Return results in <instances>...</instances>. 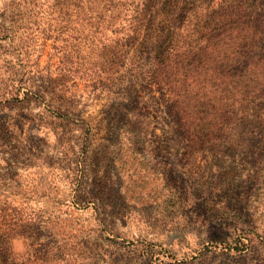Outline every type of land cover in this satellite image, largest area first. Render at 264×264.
Segmentation results:
<instances>
[{"label": "rangeland", "instance_id": "374dc122", "mask_svg": "<svg viewBox=\"0 0 264 264\" xmlns=\"http://www.w3.org/2000/svg\"><path fill=\"white\" fill-rule=\"evenodd\" d=\"M144 2L0 0V204L24 207L21 213L38 226L49 217L60 231L80 227L84 236L94 223L91 206L102 219L110 217V207L124 212L119 244L105 254L115 263L129 254L127 244L147 240L177 263L264 264V148L147 142V119L138 123L145 138L135 144L128 139L131 121L147 107L124 87L128 73L104 72L100 55L138 28ZM94 15L101 16L99 26L89 29L85 17ZM33 81L57 86L54 92L64 88L67 104L83 121L62 122L50 95L21 100ZM139 94L145 96L142 85ZM46 188L94 198L87 207H60L65 221L55 223L54 205L39 195ZM222 201L234 217L226 213L227 220L218 221L238 218L241 225L228 234L207 225L210 206ZM11 243L15 263L32 259L22 236ZM242 243L248 247L234 249Z\"/></svg>", "mask_w": 264, "mask_h": 264}, {"label": "trees", "instance_id": "16d2710c", "mask_svg": "<svg viewBox=\"0 0 264 264\" xmlns=\"http://www.w3.org/2000/svg\"><path fill=\"white\" fill-rule=\"evenodd\" d=\"M144 3L140 13V19H144L138 28L132 29L124 43L113 42L100 55L104 72L128 73L124 87L136 94V103L147 107V114L132 115L134 129L128 134L130 142L135 144L145 138L138 123L147 119V142L186 147L224 144L264 148V0H145ZM99 17H85L89 29L99 26ZM109 26L113 28L114 23L109 21ZM140 85L145 91L142 97ZM55 87L33 81L29 88L34 95L22 92L21 100L27 102L33 97L50 95L49 104L62 122L68 124L74 118L83 121L81 113H75L76 109L67 104L66 90L58 87L54 92ZM39 195L57 206L49 209L55 212V223L65 221L60 220L64 212L60 207H87L94 198L76 193L69 198L70 193L52 194L48 188ZM118 196L120 199L121 195ZM91 208L95 218L88 234L81 235L80 227L69 225L63 229L69 234L66 235L60 231L61 227L51 225L49 217L41 227L30 214L21 213L24 207L3 202L0 264H17L12 259L11 246L16 236H22L33 249L32 259L24 264H184L177 263L173 255L161 256L154 245L147 246V240L134 247L127 244L129 254L124 261H108L106 251L119 244L116 238L121 236L122 226L118 221L124 212L110 207L107 210L110 217L104 212L107 219H102L98 217V207ZM209 211L213 212L209 215L213 219L208 220L209 228L228 234L231 227L241 226L238 218L218 221L228 215L234 217L226 201L210 206ZM58 233L63 234L60 239ZM218 240L214 239L216 243ZM242 244L234 249L248 247ZM225 247L227 251L233 248Z\"/></svg>", "mask_w": 264, "mask_h": 264}, {"label": "clouds", "instance_id": "9594fccd", "mask_svg": "<svg viewBox=\"0 0 264 264\" xmlns=\"http://www.w3.org/2000/svg\"><path fill=\"white\" fill-rule=\"evenodd\" d=\"M15 244V242H13Z\"/></svg>", "mask_w": 264, "mask_h": 264}]
</instances>
